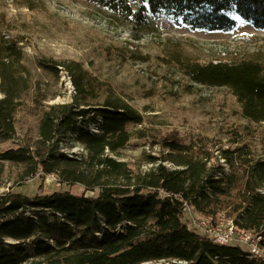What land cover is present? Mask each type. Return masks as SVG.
Here are the masks:
<instances>
[{
  "label": "trees",
  "instance_id": "1",
  "mask_svg": "<svg viewBox=\"0 0 264 264\" xmlns=\"http://www.w3.org/2000/svg\"><path fill=\"white\" fill-rule=\"evenodd\" d=\"M87 1L139 29L150 17H163L209 31L230 30L233 16L264 29V0ZM180 65L192 83L229 89L246 119L264 122L261 63ZM40 66L58 77L68 75L72 100L40 109L34 148L0 152V174L5 162L23 164L25 177L55 175L59 183L98 193L0 195V264H258L241 247L218 245L181 219L186 205L205 218L226 211L240 228L264 237V159H248L241 148L223 151L233 168L226 173L219 158L212 164L213 154L194 152L168 133L157 142L160 156L150 157L151 170L135 174L113 156L132 138L127 127L143 124L141 113L81 63L47 60ZM32 86L22 48L0 37V142L16 136V115ZM92 126L99 132H91ZM71 142L83 148L84 158L60 150Z\"/></svg>",
  "mask_w": 264,
  "mask_h": 264
},
{
  "label": "rangeland",
  "instance_id": "2",
  "mask_svg": "<svg viewBox=\"0 0 264 264\" xmlns=\"http://www.w3.org/2000/svg\"><path fill=\"white\" fill-rule=\"evenodd\" d=\"M233 18L236 24L230 30L209 31L182 19L163 17H150L148 24L139 29L87 0H0V37L22 48L24 64L33 79L32 89L23 96L16 115V136L0 142V152L20 146L34 148L40 109L72 100L74 89L68 75L62 72L58 77L40 66L42 61L50 60L81 63L141 113L143 124L127 127L132 138L113 156L135 174L151 170L150 157L160 156L162 149L157 142L168 133H176L194 152L213 154L212 164L219 158L226 173L233 168L222 159L223 151L241 148L248 159H264V122L246 119L229 89L192 83L180 65L249 60L264 66V29ZM97 127L92 126L90 131L99 132ZM60 150L71 158L86 155L73 142L61 145ZM60 191L79 196L98 193L80 184L59 183L50 176L25 177L23 164H3L0 195L20 193L34 198ZM261 192L264 194V189ZM231 197L235 198L234 192ZM231 217L223 211L215 218H205L191 207L181 220L201 235L204 229H195L192 220L215 219L226 224L235 220ZM258 264H264V260Z\"/></svg>",
  "mask_w": 264,
  "mask_h": 264
},
{
  "label": "built area",
  "instance_id": "3",
  "mask_svg": "<svg viewBox=\"0 0 264 264\" xmlns=\"http://www.w3.org/2000/svg\"><path fill=\"white\" fill-rule=\"evenodd\" d=\"M50 178L58 181V177L55 175L50 176ZM190 210L191 207L186 205L184 211L188 213ZM191 224L194 225L195 229L202 231L203 228V233L200 234L218 245L239 246L245 249L250 258L256 259V261L258 258H264V253H257L255 251V241L262 235L258 232H254V234L240 233V227L234 220H228L226 224L219 223L217 220L215 222H207L206 220L197 222L196 220H192Z\"/></svg>",
  "mask_w": 264,
  "mask_h": 264
},
{
  "label": "bare ground",
  "instance_id": "4",
  "mask_svg": "<svg viewBox=\"0 0 264 264\" xmlns=\"http://www.w3.org/2000/svg\"><path fill=\"white\" fill-rule=\"evenodd\" d=\"M202 220H206L207 222H215V219L214 220L202 219ZM254 232L255 231H252V230L251 231H246V230L240 228V233L254 234ZM255 251L257 253H264V237L263 236H259V239H257V241H255ZM254 260H256V259H254ZM261 260H264V258H258L257 259V261H261Z\"/></svg>",
  "mask_w": 264,
  "mask_h": 264
},
{
  "label": "water",
  "instance_id": "5",
  "mask_svg": "<svg viewBox=\"0 0 264 264\" xmlns=\"http://www.w3.org/2000/svg\"><path fill=\"white\" fill-rule=\"evenodd\" d=\"M150 264V263H149ZM182 264V263H181Z\"/></svg>",
  "mask_w": 264,
  "mask_h": 264
}]
</instances>
